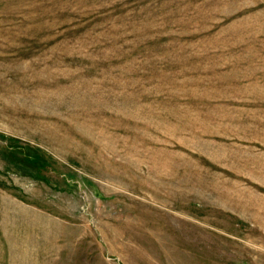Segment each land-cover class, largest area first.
Segmentation results:
<instances>
[{"label":"rangeland","instance_id":"1","mask_svg":"<svg viewBox=\"0 0 264 264\" xmlns=\"http://www.w3.org/2000/svg\"><path fill=\"white\" fill-rule=\"evenodd\" d=\"M0 264H264V0H0Z\"/></svg>","mask_w":264,"mask_h":264}]
</instances>
